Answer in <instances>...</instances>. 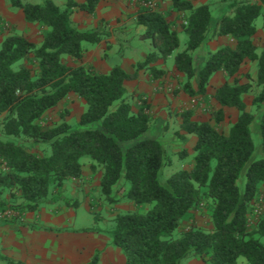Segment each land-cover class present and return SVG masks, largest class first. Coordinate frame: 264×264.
I'll list each match as a JSON object with an SVG mask.
<instances>
[{"label": "trees", "instance_id": "trees-1", "mask_svg": "<svg viewBox=\"0 0 264 264\" xmlns=\"http://www.w3.org/2000/svg\"><path fill=\"white\" fill-rule=\"evenodd\" d=\"M171 1L172 12L186 15L183 29L188 46L175 55L178 71L187 77L186 93L204 96L216 73L227 76L215 95L221 106L215 126L195 121L190 111L183 114L184 134L177 133V137H196L192 169L161 181L165 167L171 164L167 143L149 136V107L143 101L134 111L124 86L141 70H149L154 80L165 75L152 65L167 60L180 47L175 25L168 21L170 13L140 9L138 35L150 41L155 51L137 64L134 75L120 66L103 74L84 65L72 67L64 58L83 60L91 46L103 41L105 32L80 31L71 21L76 11L95 16L101 0H68L63 9L51 0L39 5L14 0L26 22L39 25L44 34L39 45L11 35L0 48V188L23 199L17 211L36 213L52 187L83 177L82 160L90 158L92 170L102 171L101 192L110 203H117L114 192L129 184L126 197L148 207L146 212L119 214L114 219L112 245L122 251L127 264H182L189 258H200L206 264H239L241 258L248 264H264V216L256 226H249L264 183V52L258 53L254 43L256 22L264 16V0H259L261 4L231 0L218 19L208 5ZM218 36L231 37L235 48L225 46L211 52L209 44ZM247 61L256 63L257 72L242 82L239 74ZM229 79H234L232 84ZM254 88L257 93L253 111H249L244 96ZM71 94L87 105L78 125L42 127L45 114ZM224 108L240 113L228 133L218 129L225 120ZM29 145L46 146L51 152L41 157ZM203 201L211 214V231L194 223V212ZM187 221L191 227L178 236ZM98 255L91 264H98Z\"/></svg>", "mask_w": 264, "mask_h": 264}, {"label": "crops", "instance_id": "crops-1", "mask_svg": "<svg viewBox=\"0 0 264 264\" xmlns=\"http://www.w3.org/2000/svg\"><path fill=\"white\" fill-rule=\"evenodd\" d=\"M76 1H78V3L85 2V0ZM121 1L132 2L133 0ZM103 2L104 1L101 0L97 8L96 25H94L93 28L82 26L78 28V30L82 29L87 31L100 29L106 33L108 28H105V24L99 21L104 19L113 26L114 20H119V26L111 27L112 34L117 30L116 36H111V39L108 40V42L114 43V46L118 45L119 49H117L113 55L110 56L111 59H109L107 54L103 53L102 49L97 50L100 45L104 44L105 41H102L100 44L95 45V49L91 50L92 53L85 55L83 60H74L68 57V60L72 59L74 61L73 64L69 65L72 67L82 65L92 67L103 74H108L114 66H121L127 74L134 75L137 71V64L145 60L149 54H147L146 50L143 47L141 48V46H132L134 42L130 41L131 37L129 34L131 31H137V15L140 9H142L143 2H140L139 6L134 5L135 8H127L126 6L129 5V3H121L124 11L120 13L115 11L108 13L110 9L104 10L106 5L112 2V0H106V2H108L107 4ZM113 2L116 1L113 0ZM249 2L261 4L259 0H249ZM156 10L171 14L168 21L175 25L176 31L178 27L183 29V26L179 25H184L186 15L184 13L172 12L173 4L171 0H157ZM220 10L218 17L222 16L227 8ZM218 17L216 18L218 19ZM129 21H132L133 25H135L133 30L131 29L132 25H129ZM257 24L258 21L256 22L257 34L254 43L258 48V53H261L264 52V21L261 26ZM261 38L263 43L258 45L257 41ZM262 45L263 48L260 49ZM225 46L235 48L236 43L229 36H218L209 44V49L211 52H214ZM126 47H130L131 50L133 49V53H135L136 56L127 57L125 55L127 51L124 49ZM154 51L155 48L152 52ZM253 63V67H255V62L247 61L244 63L240 70V79L244 73L247 74V67ZM152 66L156 67L158 70L165 71V75L160 79L154 80L149 70H141L138 72L135 79L126 81L124 84L127 96H130L129 101L133 106L137 99L147 103L149 107L148 113L152 118V134L164 138L166 134H170L172 140L177 136V133L184 134L181 126L183 114L187 111L193 113L195 121L211 122L213 124L212 119L214 113L221 109V106L215 99V95L217 89L223 86L227 81V76L224 72H218L212 77L206 95L191 97L184 90L187 77L185 74L178 71L175 65V59L171 60V57L167 60L160 59ZM255 75L256 73L253 76ZM233 81L234 79H229L231 84ZM194 85L195 87L197 86L196 83H194ZM248 96V94L244 96V101L248 107H251L253 97L249 100L247 99ZM224 112L225 121L222 122V124H227L229 129L226 133H228L231 126L237 122L240 113L234 108H224ZM230 115H232L231 118H229ZM188 138H190L191 141L189 144L186 143V139H181L180 145H183V149L192 152L196 137L190 136ZM172 140L169 144L173 142ZM164 142L167 143L166 141ZM261 196H264V183L261 185V191L254 205L260 200L259 197ZM63 211L67 210L64 209ZM62 212H56V215L52 217L47 216L45 210L37 212L36 214L26 213L23 215L25 221L22 224L0 223V249L4 251L5 258L22 261L25 264H91L96 254L99 253L100 261L105 259L106 264H117L115 260L116 257L123 256L124 254L119 248L112 245V236L105 237L101 233L91 231L89 234H86L82 232L80 228L75 227L71 219H66L62 216ZM212 229L213 225L211 224L209 230L211 231ZM189 260V264H204V262L201 261V259L198 260V258H191ZM122 261L121 264H127V261L123 259Z\"/></svg>", "mask_w": 264, "mask_h": 264}, {"label": "rangeland", "instance_id": "rangeland-1", "mask_svg": "<svg viewBox=\"0 0 264 264\" xmlns=\"http://www.w3.org/2000/svg\"><path fill=\"white\" fill-rule=\"evenodd\" d=\"M13 1L14 0H0V48L4 40L11 35H21L38 45L41 44L43 41L44 29H42L37 24L27 23L24 18L22 10L19 7L14 6ZM20 1L23 4L39 5V4H43L48 0H20ZM51 1H53L55 4L60 6L62 9L65 8V5L68 2V0H51ZM103 1H104L103 3L105 4L108 3L106 2V0ZM115 1L116 2H113L112 0V2H109V4L106 5L104 10L110 9L108 13H112L113 11L120 13L121 11H124V8L121 3H129L130 6L127 5L126 7L131 8L134 7V5L139 6V3L143 2V6L141 8H149L151 10L157 11L156 10L157 0L156 1L133 0L132 2H127V1L123 2L121 0H115ZM193 1L197 6L203 4L210 6L212 12L216 15V17H218L219 12L221 11L220 9L228 8L231 2V0H193ZM103 12L107 13L106 11ZM91 17L86 13L76 11L71 17L72 26L77 30L82 26H85L86 28H93L94 25H96L97 17L96 15ZM262 17L258 19L257 25L259 26H261L264 21V16ZM99 22L105 24V28H108V30L103 39V41H105L104 44L100 45L97 50L102 49L103 53L107 54L109 59H111L110 56L113 55V53L117 49H119L118 45L114 46L113 45L114 43L108 42V40L111 39V36H116L117 34V30H115L113 34L111 33V27L119 26L120 21L114 20L113 26L110 24V22H106L104 19L100 20ZM129 25H132L131 29L133 30L135 25H133L132 21H129ZM179 26H183V25L180 24ZM80 31H84V30L80 29ZM177 33L180 40V47L174 53V55L171 56V60H174L175 55H177L178 53L185 51L188 46V36L181 27L177 28ZM129 34L131 37L130 41L134 42L132 46L134 47L141 46V48L143 47L146 50L147 54L154 50L152 43L150 41L144 42V40L140 39L138 35V31L136 32L131 31ZM257 43L258 45L262 44L263 43L262 38L259 39ZM262 48L263 45L262 47H260V49ZM92 49H95L94 46H91L85 55L92 53L91 51ZM124 49L125 51H127L125 53L127 57L136 56L135 53H133V49L131 50L130 47H126ZM64 58L67 64H73L74 61L72 59L68 60V57H64ZM253 66L254 63L247 67V74L244 73L242 75L241 80H244L242 82H247L249 80L247 78V75L250 74L253 77V75L257 72L256 63H255V67ZM92 69L96 70L95 68ZM256 93H257V89L250 92L248 94L249 96L247 99L250 100L251 97L254 98L256 96ZM127 100L128 101L130 100V96H127ZM142 102L143 100H139V99H137L134 102V106L132 105L134 111L137 112L140 109V107L142 106ZM250 108L251 107H248L249 111H253V108H251V110ZM86 109H87L86 103L83 100H81L78 96L71 94L64 101H62L57 107L48 111L41 120L40 125L45 129L54 127L55 125H60L62 123H67L72 127H76L80 121L82 114L86 111ZM216 112L214 113L212 119L214 126L216 125L215 123ZM231 117L232 115L229 116V118ZM2 122H3V118H0V129L2 127ZM218 129L225 133L228 131L229 128L226 123L223 124L220 123ZM149 136H152V138L155 139H160L163 142L166 141L168 143L166 146L168 149V154L170 157L171 164L165 167L163 174L161 176L162 182L167 181L168 179L171 178L173 174L181 170L192 169L194 165V156H195L193 148H192V152L183 149V145H180L181 139L179 137L175 136L174 140H172L170 134H166L165 138L155 134ZM188 137L190 136L187 135L186 143L189 144L191 141L190 138ZM171 140L173 142L169 144ZM255 140L257 143L258 141L256 137ZM174 142L176 145L174 144ZM28 143L31 144L29 141ZM27 148L41 157L51 152L50 148L46 146L34 147L32 145L31 146L29 145ZM183 151H187V154L183 155L184 153ZM82 163H83V177L81 179H74L68 181L64 183L62 187H58V186L52 187L49 197L43 203L39 212L45 210L46 215L52 217L53 215H56V212L60 213L64 209H66L67 211L62 212V216H64L66 219L68 218L71 219L72 223L75 224V227L80 228L82 232L86 234H89L90 231L97 232L103 234L105 237H109L112 234V230L114 228V219L117 215L127 214L131 212H146L148 210V207H142L136 205L133 201L129 200L126 197L127 192L130 189L129 184H126V186L121 185L118 189V192L116 190L113 194V198L117 197L119 201L117 203H110L101 192L100 182L102 178V171L98 170L94 172L92 170L91 165L94 164V161L91 160L90 158H84L82 160ZM2 170L3 168L0 165V173ZM259 198L260 200H258L256 205L253 206V211L249 216L250 227L256 226L257 221L262 216H264V196L263 197L261 196ZM22 204H24V201L18 193H16L14 196L10 193V191L2 190L0 188V215L10 213V217L6 216L4 218H1L0 223H14V224L24 223L25 220L23 215H25L26 213L17 211L16 209V207ZM36 213H32V214H36ZM210 217L211 214L207 207V203L203 201L202 205L198 208V210L195 211L194 214V220H195L194 223L196 224V227L204 231H210L209 227L212 224ZM191 225H192L191 221L185 222L182 225L181 229L178 231V236L180 235L181 232L188 231ZM122 259L126 261V257L124 255L116 257L115 259L116 263L121 264L123 262ZM189 259L184 260L182 264H189L190 262ZM199 259L200 258H198V260ZM7 260L8 259L5 258L4 251L0 249V263L8 264ZM100 260H98V264H106L105 259H103V261ZM201 261L203 260L201 259ZM243 263L248 264L246 259L241 258L239 264H243ZM204 264H206V262H204Z\"/></svg>", "mask_w": 264, "mask_h": 264}, {"label": "built area", "instance_id": "built-area-1", "mask_svg": "<svg viewBox=\"0 0 264 264\" xmlns=\"http://www.w3.org/2000/svg\"><path fill=\"white\" fill-rule=\"evenodd\" d=\"M6 216H7V217H10V213H8V214H4V215H0V219H1V218H4V217H6Z\"/></svg>", "mask_w": 264, "mask_h": 264}]
</instances>
